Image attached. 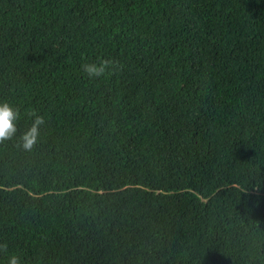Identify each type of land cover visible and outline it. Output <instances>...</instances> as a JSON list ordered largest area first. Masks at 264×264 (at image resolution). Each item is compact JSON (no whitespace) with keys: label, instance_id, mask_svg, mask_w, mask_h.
<instances>
[{"label":"trees","instance_id":"1","mask_svg":"<svg viewBox=\"0 0 264 264\" xmlns=\"http://www.w3.org/2000/svg\"><path fill=\"white\" fill-rule=\"evenodd\" d=\"M3 101L0 264H264V0H0Z\"/></svg>","mask_w":264,"mask_h":264},{"label":"clouds","instance_id":"2","mask_svg":"<svg viewBox=\"0 0 264 264\" xmlns=\"http://www.w3.org/2000/svg\"><path fill=\"white\" fill-rule=\"evenodd\" d=\"M83 72L89 78H98L106 73L112 74L119 70V61L112 58H102L98 62H85L81 65ZM31 118L30 127L20 134L18 147L25 152H31L38 143L41 135V127L46 124L45 117L38 114L35 110L26 112ZM21 119L19 107H14L11 102H0V144L16 137L18 132V123ZM0 252L8 253V243L0 242ZM8 264H25L23 258L12 253L8 257Z\"/></svg>","mask_w":264,"mask_h":264}]
</instances>
